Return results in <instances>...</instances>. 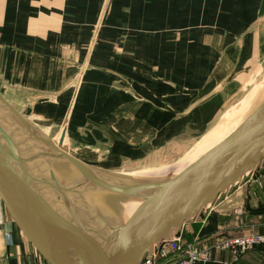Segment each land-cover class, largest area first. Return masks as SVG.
<instances>
[{
	"label": "crops",
	"instance_id": "crops-1",
	"mask_svg": "<svg viewBox=\"0 0 264 264\" xmlns=\"http://www.w3.org/2000/svg\"><path fill=\"white\" fill-rule=\"evenodd\" d=\"M263 66L264 0H0V96L101 171L172 157ZM259 166L182 225V245L264 232ZM0 264H49L1 198ZM204 264H264V245Z\"/></svg>",
	"mask_w": 264,
	"mask_h": 264
},
{
	"label": "water",
	"instance_id": "water-1",
	"mask_svg": "<svg viewBox=\"0 0 264 264\" xmlns=\"http://www.w3.org/2000/svg\"><path fill=\"white\" fill-rule=\"evenodd\" d=\"M3 112L6 116L1 115ZM5 122L13 126L20 141L12 137ZM63 133L57 147L0 96V198L7 211L49 264H138L145 254L179 233L186 221L261 163L264 100L218 149L173 177L130 180L98 170L66 152ZM27 135L43 143L48 151L42 145L40 150L34 147ZM54 157L70 164L82 180L66 185L51 163ZM93 189L110 193L153 190L154 194L144 216L121 222L109 212L90 208L83 196Z\"/></svg>",
	"mask_w": 264,
	"mask_h": 264
},
{
	"label": "bare ground",
	"instance_id": "bare-ground-1",
	"mask_svg": "<svg viewBox=\"0 0 264 264\" xmlns=\"http://www.w3.org/2000/svg\"><path fill=\"white\" fill-rule=\"evenodd\" d=\"M250 90L251 89H249L242 96V98L239 100V102L235 104L234 108L228 114H226L225 118L223 119V121L221 123L223 125L220 124V127L217 130V132H215L214 137L212 139L211 138L208 139L206 141V143H204L200 148H198L191 156H189V157L186 156L185 157V159H188V161L184 162L185 159H183L181 161L178 160V161H176L174 163H170V164H167V165L159 166L157 168H150V169H146V170H140V171H137V173L129 171V173L136 174V175L142 177L144 180L159 179V178H162L165 173L168 174V172H166V170H169L170 168H171V171L169 170L170 173H169L168 176L169 177H173V176H176V175H180L181 173L187 171L188 169H190L193 166L198 165L200 163V161H202L207 155H209L210 153H212L213 151L218 149V147H220V145L224 142L225 138H227V136L239 125V123L251 112V110L256 108V107H258L259 104L264 100V79L260 83H258V84L256 83L254 85V88L252 89V91H250ZM237 116H239L238 119H236ZM229 121H231V123L228 126L227 124H228ZM1 123L3 124V121H1ZM27 137H29V135H27ZM30 139H29V141L31 143H33L34 147L38 148V150H40V148H39L40 146L39 145H42V147L44 149H46V147L43 145V143H39L38 141L35 140L34 137L31 136ZM15 140L16 141H20L21 139L18 138V139H15ZM41 159H43V158H41ZM183 162L185 163L184 165H183ZM53 163L56 164V162H53ZM35 165L37 167L39 166L38 163H36ZM172 166H175V167H172ZM42 172H45L44 176L46 178H49V174L45 170L42 171ZM57 175H58V173H57ZM62 176H60V177L63 179L64 183L66 185H70L71 186L72 184H71L70 181H72V180H69L67 178V177L70 178L71 175L70 174H65V175H62ZM74 182H75V180L73 181V183ZM81 186L84 187L83 183L81 184ZM126 190H128V189H122L120 191L128 193V192H126ZM132 191H133L132 192L133 194L144 193L146 195V197H147L145 202L142 204L141 200L138 201L135 198L134 199H132V198L130 199V197H127V196H125L124 199L110 197V201L112 200V203L115 204V205H111L112 208H110V206L108 205L109 196H104V198L101 197L100 199L94 197V198H92L93 199L92 201H94V208H93V206H90V208L92 210L95 209L98 212H105V213L106 212H109V213L115 212V216L121 222H125L127 220L134 219L131 216L132 214L130 212L135 207L138 208L139 206H142L141 209L139 210V213L141 211H143V212L141 214L138 213L136 215V217H142L149 210V206L152 203V197H153L154 191L153 190H139V189H135V190H132ZM144 194H141V197H143ZM162 194L163 193H161L160 195H162ZM99 201H100V205H95V204H99ZM132 202H134V203H132ZM131 203H132V205H131ZM136 205H138V206H136ZM97 206H99V208H97Z\"/></svg>",
	"mask_w": 264,
	"mask_h": 264
},
{
	"label": "rangeland",
	"instance_id": "rangeland-1",
	"mask_svg": "<svg viewBox=\"0 0 264 264\" xmlns=\"http://www.w3.org/2000/svg\"><path fill=\"white\" fill-rule=\"evenodd\" d=\"M264 79V66L262 68H257V69H254L251 73V77L248 78V81L246 83V85L243 87V89L241 90V92H239V94H237V96L230 101V103H228L226 105V107H224L223 109L221 110H217V111H214L210 114H212L211 116H208L210 117L208 119V121L204 124V128H202V131L198 132V134H194V133H191V134H188L186 135L185 137H187L186 139H188V142H187V145L185 147V145H183L181 147V149H179L178 151H172L171 154H175L173 155L172 157H164L163 159L161 160H158L156 162V164L152 167V168H155V167H159V166H163V165H167V164H170V163H174L178 160H183L185 159L186 156H191L198 148H200L204 143H206V141L208 139H212L214 137V134L215 132H217V130L219 129L220 127V124L222 123L223 119L225 118L226 114H228L235 106L236 103L239 102V100L242 98V96L249 90L251 89L250 91H252V89L254 88V85L257 83H260L262 80ZM249 91V92H250ZM253 110V109H252ZM251 110V111H252ZM2 113V111H1ZM2 116H6L5 115V112H3V114H1ZM4 118V117H3ZM239 116L236 117V119H238ZM5 119V118H4ZM14 119V117H13ZM235 119V118H234ZM235 119V120H236ZM234 120V121H235ZM16 121V120H15ZM232 121V120H231ZM231 121L228 122V126L229 124L231 123ZM6 123V122H5ZM4 123V126L6 127L7 126V130L10 132L11 131V134H12V137L13 138H17V134L16 132L13 130V126H11L10 124L6 123L7 125H5ZM223 125V124H221ZM13 130V131H12ZM29 139L31 138V136L29 135L28 137ZM31 140V139H30ZM32 141V140H31ZM55 145L57 147H60L57 145V142H58V139L56 140H53ZM62 145L65 147V144L62 143ZM190 159V158H189ZM188 161V159H185L184 162ZM53 162H56L53 163ZM183 162V165L185 164ZM51 163L52 165L55 167V170H56V173H58V176H62V175H65V174H70V178L67 177L69 180H72L70 181L71 184H74L76 183L77 181H81L82 179L80 178L79 174H76L75 171L73 170L72 166L68 163H66L65 161L62 160L61 157H54V158H51ZM56 165V166H55ZM65 165V166H64ZM176 166V165H175ZM175 166H172V167H175ZM182 166V165H181ZM180 166V167H181ZM179 167V168H180ZM148 168V167H147ZM151 168V167H149ZM148 168V169H149ZM34 169V168H33ZM75 169V168H74ZM173 169V168H172ZM171 171V168L169 169ZM169 170H166L167 173H165L163 175V177H167L170 173ZM36 171V170H35ZM68 171V172H67ZM38 172V171H36ZM132 172H135L137 173V171H132ZM110 173V172H109ZM115 174H118V175H121L123 177H126V179H130V180H144L142 177L136 175V174H133V173H129L128 171L127 172H118V173H115ZM63 177V176H62ZM75 180V182L73 183V181ZM91 193V194H90ZM88 193V194H84V198L89 200L90 202V205L93 206L94 208V201H92L94 198V196L98 199H100L101 197L104 198V196H109L108 198V205L111 207V205H115L114 203H112V200L110 201V197H113V198H119V199H124L125 196L127 197H130V199H137L138 201H142V204L145 202V200L147 199L146 195L144 193H138V194H133V193H125L123 191H118V192H114V193H110L109 191H106V190H100V189H97V190H91V192ZM141 194H144L143 197H141ZM91 199V200H90ZM93 205H92V204ZM134 203V202H132ZM131 203V205H132ZM128 204V203H127ZM95 205H100V201H99V204H95ZM124 206V205H123ZM138 206V205H136ZM142 206H139L138 208H134L130 213L132 214L131 216L133 218L136 217V215L139 213V210L141 209ZM97 208H99V206H97ZM113 216H115V212L111 213ZM111 215V216H112ZM116 217V216H115Z\"/></svg>",
	"mask_w": 264,
	"mask_h": 264
},
{
	"label": "built area",
	"instance_id": "built-area-1",
	"mask_svg": "<svg viewBox=\"0 0 264 264\" xmlns=\"http://www.w3.org/2000/svg\"><path fill=\"white\" fill-rule=\"evenodd\" d=\"M259 165L256 169H259ZM257 245H264V232L248 233L220 239L215 241L210 247L203 249H198L192 242L182 245L180 233H173L169 239L155 246L151 253L145 254L138 264H159L160 259L167 257L169 253L175 254V258L167 264H197L199 262H207L210 260L213 248L230 251L234 259H237Z\"/></svg>",
	"mask_w": 264,
	"mask_h": 264
},
{
	"label": "trees",
	"instance_id": "trees-1",
	"mask_svg": "<svg viewBox=\"0 0 264 264\" xmlns=\"http://www.w3.org/2000/svg\"><path fill=\"white\" fill-rule=\"evenodd\" d=\"M207 262H208V261H207ZM200 263H201V264H204V263H206V262H199V263H197V264H200Z\"/></svg>",
	"mask_w": 264,
	"mask_h": 264
}]
</instances>
